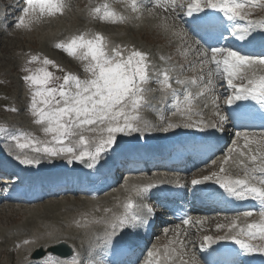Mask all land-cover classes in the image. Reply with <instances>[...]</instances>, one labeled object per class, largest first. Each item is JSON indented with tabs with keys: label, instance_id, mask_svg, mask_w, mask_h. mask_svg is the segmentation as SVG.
<instances>
[{
	"label": "rangeland",
	"instance_id": "obj_1",
	"mask_svg": "<svg viewBox=\"0 0 264 264\" xmlns=\"http://www.w3.org/2000/svg\"><path fill=\"white\" fill-rule=\"evenodd\" d=\"M2 1L6 3L8 10L6 19L0 25V152H9L8 154H13L17 158L25 156L28 160L40 159L46 162L54 158L56 160L68 158L65 157L67 154L51 155L50 150L58 148L60 142H64L60 138H63L69 128L76 131L72 139L79 149L96 146L98 142H105L104 146H108L110 141L138 133V129H128L126 123L140 125L144 120L151 121V118L146 116L149 112L142 108L146 102L153 103L162 94L170 92L169 89H165L164 80L159 75L161 70L159 53L172 57L174 65H179L181 69L187 71L185 74L196 77L201 85L193 83L191 87L198 89L197 91H200L202 86H215L221 81L220 71L211 67L206 60L199 61V55L194 52L195 44H192L187 36L182 38L187 32L182 27L183 21L181 18V22L178 21L179 17L172 13L171 7L167 10L144 6L129 11L125 9L127 7L125 1L107 0L116 8V12L121 13L114 18V22L106 24L92 16L91 0L30 1L21 8L14 0ZM230 6L252 17L264 15V0H230ZM121 18L124 19L123 22ZM131 55L137 62L130 60ZM145 67H147L146 73L143 72L145 81L138 83L140 81L138 75ZM109 77L113 80L111 94H107ZM50 82L52 84H49ZM101 90L106 94L102 95ZM100 98L102 100L99 102ZM201 98L215 101L220 95L216 91L208 90L207 93H202ZM217 104H207L206 111L211 114L220 111ZM131 108L133 111H130ZM169 109L171 108L166 109L164 118L170 117ZM182 117L174 120L182 123L180 122ZM169 119L165 122L167 123ZM114 124L122 127L116 130L112 128ZM165 126L168 124L158 129L164 130ZM140 129L141 132H148L142 127ZM245 131L249 132L244 130L243 134L231 137L226 151L230 153L235 150L242 153V160L246 154L252 152L254 159L262 161L264 139L255 136V133ZM81 136L91 141L87 145H82L79 143ZM227 152L205 168L211 166L219 169L220 161L225 159ZM239 159L235 158L236 161ZM231 160L234 159H225L221 167L231 170ZM133 176L147 177L143 172ZM133 176L128 178L129 181ZM129 181L125 180L119 184L123 186L122 193L125 192L127 195L128 192L137 196L138 184L134 186ZM258 185L256 183V186ZM108 193L93 199L95 203H91L92 205L84 204V201L90 199L86 195H59L33 204L15 200L3 201L0 204V248L6 252L0 254V264H32L29 259V255L31 258L32 256L28 242L21 243L18 237L8 243L4 236L15 235L21 230L26 237L28 232L26 230L30 228L34 219L29 213L33 208L42 211L39 216L41 221L46 219L44 222H49L53 219L50 223L64 231L67 230V226L79 230L81 227L84 228V234L82 231L81 237H78L79 241L76 242H79L80 246L90 244L91 241L86 238L93 236L94 227H97L105 216L114 215L115 210L112 208L116 206L111 207L112 204L100 201V197ZM114 195H117L116 192ZM140 201L143 205L147 202L145 198L138 199V202ZM122 211L125 212L124 209ZM224 214L227 216L222 215L223 218H227L228 221L233 215ZM250 215L256 217L257 213ZM237 218L239 219V216ZM251 223L252 226L255 225L254 221ZM87 224L95 226L87 231L85 229L88 227ZM190 228L180 226L178 229L175 228L178 231L184 229V237L159 233L152 245L154 248H151L156 254L151 257L145 256L144 262L161 264L160 250L163 245L158 244H164L167 238L175 245L180 244L179 251L182 253L186 251L189 254L187 244L198 243L202 237L200 225H197L193 232ZM208 228L209 231H224L223 234L230 232L241 236L236 226L230 225L229 222L222 223L220 218L208 224ZM255 242L264 245V236L257 238ZM87 249L88 247L80 251L85 253ZM85 256L86 254L82 255L84 260L73 258L67 264L83 262L86 264ZM44 257L41 260L43 264H59ZM187 261L192 262L190 264H200L196 260Z\"/></svg>",
	"mask_w": 264,
	"mask_h": 264
},
{
	"label": "bare ground",
	"instance_id": "obj_2",
	"mask_svg": "<svg viewBox=\"0 0 264 264\" xmlns=\"http://www.w3.org/2000/svg\"><path fill=\"white\" fill-rule=\"evenodd\" d=\"M218 1H222V2H226L225 0H218ZM17 2H19V0H17ZM160 4V7H165V8H169V6H170V4H173L174 5V7L172 8V9H174V12H176L177 11V8H176V3L174 2V0H152L151 2H150V5L152 6V7H157V5H159ZM96 5V3L94 4V6ZM196 5H195V3H193L192 5H191V8H193V7H195ZM96 10V9H95ZM4 11H6V7L4 6V4H2V1L0 0V14H3V12ZM104 17H107L108 19H105V20H103L104 22H106V24H111V22H113V19H112V17H113V15L111 14V15H107V16H104ZM85 18V17H84ZM111 21V22H110ZM124 21V20H123ZM122 21V22H123ZM102 22V21H101ZM0 24H1V21H0ZM75 24V23H74ZM76 25V24H75ZM114 25V24H113ZM178 29H180V28H178ZM82 31V30H81ZM185 36H187L188 37V40L189 41H192V44L194 43H196V42H194L193 41V39L194 38H192L190 35H188V34H185V35H183V37L182 38H184ZM203 43V42H202ZM213 44V43H212ZM213 45H215V46H218V48L217 49H219V50H221V49H223V47L221 46H219V45H217V44H213ZM212 45V46H213ZM214 46V47H215ZM200 50H201V44H198V46H196V44H195V46H194V52H195V54L196 55H199L198 56V60L199 61H203L204 60V55L200 52ZM225 55H227V58H231V59H233V65H230V64H228L229 65V67H231V66H235V65H237V64H239V63H242L243 65H245L246 64V61L245 60H239V59H235V58H233V57H231L229 54H225ZM251 63H254V64H252V65H250L249 67L250 68H255V69H257V66H258V63H255L253 60H251ZM165 64H168L167 62H164V61H160L159 62V67H163V68H165ZM245 68H248V67H244V69ZM205 69V68H204ZM203 69V70H204ZM162 73H164V74H169V75H171V73H170V71H169V69H166V71L163 69L162 70ZM185 73V71L183 70L181 73H176V75L178 76V75H181V74H184ZM251 83H254V82H251ZM223 82H217V84L215 85V86H211V87H207V86H205L204 87V89H203V91L205 92V91H216L217 93H219L220 95H223L224 93H227L228 91H229V88L225 85V84H223ZM181 90V89H180ZM168 97L166 96L165 97V100L167 99ZM192 99L193 100H191L190 102H187V103H183L181 106L182 107H185L188 111H191V113L189 114V115H193V114H195V113H197V112H199V111H202V110H204L205 112H206V110H208V99H201V100H195V98H193L192 97ZM218 101L219 102H221L222 101V99L221 98H219L218 99ZM169 102V101H168ZM194 102H196V103H194ZM200 104V107H198V105ZM164 105V101L160 98V97H158V99H156L153 103L152 102H146V105H144V107L142 108V110H144V111H148L149 113H146V116L150 119L151 118V121H146V120H144V121H142L141 123H140V125H138V124H128V123H126V127L128 128V129H130V130H136V129H138L139 130V132L138 133H136V134H134V135H130L129 137H125V138H123V139H120V140H117V139H115V140H113V141H110L111 142V144H110V148L111 149H117V148H119V147H125L126 145H127V143H131V141H134V142H136V141H141V140H145V139H148V140H160L163 136H165L166 135V133L168 134V135H170V136H176V135H178L177 134V132L178 131H176V130H174L173 129V127H171L170 126V124H172L173 122H175V120L173 119V118H171L174 114L171 112V114H170V119L169 118H164V115L161 113L160 114V112L157 110V108H159L160 106H163ZM61 113V112H60ZM175 113H178V112H175ZM135 116H137V114L135 113L134 114ZM139 116V115H138ZM175 117V116H174ZM167 119H169L170 120V122H168L167 121V123L165 122V120H167ZM187 121V118L185 117V116H183L182 118H181V120H180V122H182V123H185ZM177 122V121H176ZM69 123H70V119L68 120V122H67V124L69 125ZM166 124H168V126H165V128H164V130L161 128V129H158V127H162V125H166ZM140 126V127H142V128H144V129H146L148 132H141V129H140V127H137V126ZM122 127V125H118V124H114V126H112V128H115L116 130H119L120 128ZM158 129V130H157ZM76 131L74 130V129H71V128H69V130H67L66 131V134L65 135H63V138H67V139H69L68 137H69V135L70 136H72L74 133H75ZM256 136H258V135H256ZM263 139H264V137H263ZM70 140V143H71V145H68V146H65L64 148H62V149H60V150H55V149H52V150H50V153L52 154V155H54V154H56V152L57 151H61V152H76L77 154L75 155V156H73V157H68V158H66V159H63V158H61V159H58L57 158V160L56 159H54V160H52V161H48V162H45V161H37V162H34V164L36 165V166H43V167H46V166H48V165H50V166H58V167H61V169H65V168H68V170L69 171H71L72 172V174L75 172V171H79V170H81V169H85V168H81V167H83V166H81L82 165V163H80V162H78L77 160H78V158L81 156V154H82V151H79V148H77L76 146H75V142H74V140L71 138V139H69ZM8 153L9 152H3V151H1L0 152V157H5V156H7L8 155ZM239 157H241V155L240 154H237V156H235V158H239ZM235 158H234V160H231L232 161V163H231V170H226V171H228L229 173H232V174H234V175H237V176H239V175H242L243 173H245V171L248 169V168H250V167H248V168H245L246 167V165H245V167L242 169L241 168V166H240V163H238L236 160H235ZM74 165H75V167H74ZM247 165H249V164H247ZM205 170V167H199V168H197L194 172L192 171V172H189L188 173V177H191L192 175L193 176H196L199 172H203ZM64 175H66V176H69L70 174H64ZM171 178V175H169V174H167V175H165V176H162V174L161 173H155L154 175H152V176H150V177H148V178H146L145 180H147L146 182H148L149 184L147 185V189L149 190V189H151V188H154L153 187V185H152V183L154 182V181H159V180H165V179H170ZM141 179H144V177H142V178H139V177H135V176H133L132 177V179L129 181L130 183H132V184H134V183H136L137 181H140ZM127 181V182H128ZM239 181V180H238ZM240 182V181H239ZM110 188V187H109ZM109 188H107V189H109ZM122 188H123V186H120V187H117V188H114L110 193H108V194H106L105 196H103V197H100L101 199H100V201L101 202H108L109 204H112L111 205V207L112 206H116V207H114V208H112L113 210H115L114 211V213H116V212H119V208H120V206H122V201H123V198H124V194H122ZM163 187H160V189H162ZM258 191L259 190H254L253 191V194L254 193H258ZM114 192H116V194L117 195H114L113 196V194H114ZM144 194V192H140V196H142ZM109 195V196H108ZM110 196H113V198L112 197H110ZM44 198L45 197H50L49 196V194H46V196H43ZM104 198V199H103ZM132 198V197H131ZM131 198H128L127 200H126V202L127 201H129L130 203H131V201L130 200H132ZM111 199V200H110ZM88 203H95L94 202V200H92V199H88L86 202L84 201V204H88ZM129 203V204H130ZM92 205V204H91ZM97 205V204H96ZM68 206V205H67ZM104 207V206H103ZM109 207V206H108ZM33 208V207H32ZM88 208V207H87ZM36 209H39V208H36ZM36 209H32V210H28L29 211V213H30V216L31 217H34V219H33V223L31 224V226H30V228H28L26 231H28L27 232V236L26 237H24V234H22V231L21 230H18V232H17V234H15V235H5L4 237L6 238V242H11V241H14V240H16L18 237H20V242L21 243H26V242H28V249H29V251L30 252H32L34 249H36L37 247H41V248H46V246L47 247H49V246H52V245H55V244H57L58 242H61V241H64V242H67V243H69L70 245H72V246H74L75 247V249H76V252H77V255H79V256H81V255H85L87 252H85V253H83V252H81L80 251V249H85V248H87V247H91L94 243V241H96L97 240V235L98 234H100V236H102V235H105L106 233H107V230H108V228L110 227V226H108V224H110L112 221H113V219H115V217L113 216L112 217V215L110 216V217H106L105 215V218L99 223V222H97V223H99V225H96L97 227H94V234H93V236H91L90 234V236H88V237H90V238H86L85 236H82V237H85L86 239H89L90 241H91V243L89 244L88 242H81V243H88L87 245L85 244V245H78L79 244V242H76V241H79L78 240V237L80 236V233L82 234V231L84 230V228H80V230L78 229V228H75V227H66L67 228V230L66 231H64V230H62L61 228H59V227H56L55 225H54V223H50L51 221H49V222H44L43 220L41 221V219H39V216H41V213H42V211H36ZM60 209H62V208H60ZM213 209V208H212ZM104 210V209H103ZM214 210V209H213ZM163 210H161V212H162ZM109 212V211H108ZM243 212H245V211H241V212H234V213H237V214H240V213H243ZM113 213V214H114ZM203 213H206V212H204L203 211ZM119 214V213H118ZM54 217V216H53ZM120 217H122V215L120 216ZM57 218V217H56ZM217 218H220L221 220H222V222H236V221H239L238 222V225H239V227H241V228H243V223H248L249 224V222H251V221H254V220H256L255 221V223L256 224H258V223H264V216L263 217H260L259 219H257V218H252L253 220H250V217H248V216H241L239 219L238 218H233V217H229V221H228V219L227 218H223V216L222 215H220V213H217V214H210V213H208V214H205L204 215V218H203V221H204V225H203V230L204 231H209V228H208V224L209 223H211V222H214V221H216L217 220ZM170 219V218H169ZM50 220V219H49ZM55 220V219H54ZM95 220V219H94ZM121 220V222H123V223H128L127 222V219H126V216H124L122 219H120ZM99 221V220H98ZM220 221V220H219ZM57 222L58 221H56L55 223L57 224ZM193 222H196V220H193ZM61 223V222H60ZM71 223V222H70ZM96 223V224H97ZM74 224V223H73ZM90 224V223H89ZM58 225V224H57ZM65 225V224H64ZM78 225V224H77ZM76 225V226H77ZM250 225V224H249ZM88 226V227H87ZM87 228H85L87 231L88 230H90V228H92L93 226H95V225H93V224H91V225H88L87 224ZM163 226H169L170 227V229L168 230V232L167 233H171L172 231H173V226H170V222L169 223H167V224H164ZM58 228H59V230H58ZM63 228V227H62ZM160 228H162L161 226L159 227V231L161 232V229ZM61 229V230H60ZM79 230V231H78ZM256 230L257 231H259V230H261V227L260 226H258V227H256ZM17 231V230H16ZM193 231H195V228L193 227V229H192V231L191 232H193ZM33 233H36V235H33ZM88 233V232H87ZM87 233H86V235H87ZM93 233V232H92ZM83 234H84V231H83ZM185 235V233L184 232H181V236H184ZM34 236H36L35 238H34ZM81 237V236H80ZM249 237L250 238H254V236H252V235H250L249 234ZM26 238H29V239H26ZM31 238V239H30ZM84 238V239H85ZM230 238H232V239H234V240H236L237 242H240L239 240V238H237V236H234V237H230ZM80 239V238H79ZM82 239V238H81ZM80 239V240H81ZM89 241V242H90ZM160 241V240H159ZM251 245H253V243H251ZM84 246V247H83ZM264 245H261V244H256L255 245V247H256V250H257V248H262ZM2 247H3V245H2ZM186 248H188V250H189V254H188V252H186V255L187 256H189V257H195V256H197V254H198V251H199V247L196 245V244H192V242H189L188 244H187V246H186ZM1 249V248H0ZM6 252V250L4 251V250H0V254H4ZM166 255H165V260H166V263L167 264H170V262H168L169 260L167 259L168 258V256H169V253H168V251H166V253H165ZM24 256V255H23ZM76 256V255H75ZM74 256V257H75ZM57 257V260L55 259H53L50 255H47L46 256V258H49L50 260H54V261H57L59 264H66V262L67 261H70L71 259H73L72 257H68V258H61V257H59V256H56ZM140 257H141V255H138L137 256V258H136V260L135 261H138L139 259H140ZM29 259H30V262L32 263V264H42V262H41V260L42 259H35V258H31L30 257V255H29ZM78 259H81L80 257L78 258ZM86 264H93L92 262H87Z\"/></svg>",
	"mask_w": 264,
	"mask_h": 264
},
{
	"label": "water",
	"instance_id": "obj_3",
	"mask_svg": "<svg viewBox=\"0 0 264 264\" xmlns=\"http://www.w3.org/2000/svg\"><path fill=\"white\" fill-rule=\"evenodd\" d=\"M51 250L55 253H59V254H62L64 256H68L72 253V250L69 247H67L65 244H61V245H58L56 247H53V248H51ZM43 254H44V252L41 251V252L36 253L35 256L40 257Z\"/></svg>",
	"mask_w": 264,
	"mask_h": 264
}]
</instances>
